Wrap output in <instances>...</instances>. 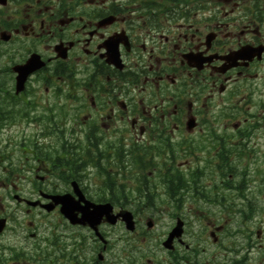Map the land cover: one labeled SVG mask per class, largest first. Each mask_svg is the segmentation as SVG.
I'll use <instances>...</instances> for the list:
<instances>
[{"label":"flooded vegetation","instance_id":"1","mask_svg":"<svg viewBox=\"0 0 264 264\" xmlns=\"http://www.w3.org/2000/svg\"><path fill=\"white\" fill-rule=\"evenodd\" d=\"M30 55L42 67L15 96L25 127L42 124L57 144L35 165L0 162V264H121L89 227L46 209L48 195L77 184L103 202L89 198L90 177L191 162L200 201L219 207L200 264H264V0H0V81L13 83ZM57 93L74 112L66 135L40 117ZM128 140L145 148L128 156L141 166L124 161ZM136 173L146 194L153 172ZM150 205L138 196L136 209ZM97 230L104 239L110 228Z\"/></svg>","mask_w":264,"mask_h":264},{"label":"rangeland","instance_id":"2","mask_svg":"<svg viewBox=\"0 0 264 264\" xmlns=\"http://www.w3.org/2000/svg\"><path fill=\"white\" fill-rule=\"evenodd\" d=\"M17 128L22 129V126H18ZM195 166H197L196 162L190 163L191 168H194ZM206 175L208 179L212 178L209 171H206ZM87 184H91V186H93V177L87 181ZM94 187L95 186H93L92 188ZM158 192L161 194L156 203H169L166 195L163 194V189L160 188ZM91 193L96 197L95 193ZM198 205L200 206V204L192 202V205L187 204V207L181 210L182 214H184V219L186 222L184 225V232L182 236L185 242L195 239V237H192L193 232L198 234V238L200 240L199 231L203 229L204 226H206L207 223L213 220L215 215L219 213V207L215 208L216 212L210 209L200 211V207L195 209ZM174 212L175 211L173 209L167 208L161 204L158 205L156 209L147 211L143 219H145L147 216H150L156 223V225L152 230L144 231L148 233L144 241H142V234H125L121 240H118L117 238L120 235L121 230L125 231V233L128 232H126L123 226H121V229L119 228V226L110 227L108 238L112 243V246L107 250L106 253V257L108 258V260L119 259L120 263L127 264L129 258L135 256L137 263H144L148 258H153L154 264H163L165 262V258H167V255L165 253L166 250L160 244V240L164 238L163 235L165 236L168 229L174 225L175 219L172 215V213ZM200 213H205L207 215H203L200 217ZM215 224H217V222ZM204 235L208 236L207 228ZM207 239L211 242V238L209 236L207 237ZM114 244H116L115 247H113ZM131 244H135L138 251L131 252L129 250ZM203 246L208 247V250L213 247L211 243L204 244ZM151 252H153L154 254H152Z\"/></svg>","mask_w":264,"mask_h":264},{"label":"water","instance_id":"3","mask_svg":"<svg viewBox=\"0 0 264 264\" xmlns=\"http://www.w3.org/2000/svg\"><path fill=\"white\" fill-rule=\"evenodd\" d=\"M26 67H19L18 76L16 77V87L17 90L22 88L25 76L31 71V65L26 64ZM54 202L61 203V212L71 221L72 223L87 221L91 226L95 227L96 223L104 216L108 221L114 222L116 215L111 214V206L106 203L103 205H93L85 202V205L78 207L70 198L66 196H53ZM92 207V209H90ZM81 212V216L76 215V211ZM123 219L126 221L128 228H132L131 214L129 212L122 213ZM181 223L178 222L177 225L169 233L165 245H168L174 236L180 235Z\"/></svg>","mask_w":264,"mask_h":264}]
</instances>
